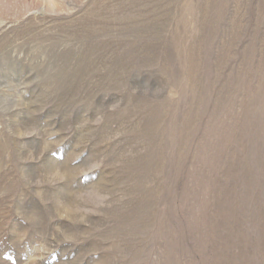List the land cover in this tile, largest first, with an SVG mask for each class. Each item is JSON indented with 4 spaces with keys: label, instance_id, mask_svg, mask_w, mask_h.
<instances>
[{
    "label": "rangeland",
    "instance_id": "obj_1",
    "mask_svg": "<svg viewBox=\"0 0 264 264\" xmlns=\"http://www.w3.org/2000/svg\"><path fill=\"white\" fill-rule=\"evenodd\" d=\"M0 264H264V0H0Z\"/></svg>",
    "mask_w": 264,
    "mask_h": 264
}]
</instances>
